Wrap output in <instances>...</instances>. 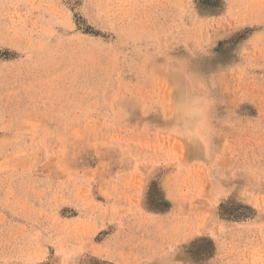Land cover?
I'll list each match as a JSON object with an SVG mask.
<instances>
[{"label":"rangeland","instance_id":"374dc122","mask_svg":"<svg viewBox=\"0 0 264 264\" xmlns=\"http://www.w3.org/2000/svg\"><path fill=\"white\" fill-rule=\"evenodd\" d=\"M0 264H264V0H0Z\"/></svg>","mask_w":264,"mask_h":264}]
</instances>
